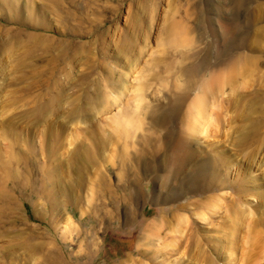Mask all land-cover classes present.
Here are the masks:
<instances>
[{"label": "rangeland", "instance_id": "374dc122", "mask_svg": "<svg viewBox=\"0 0 264 264\" xmlns=\"http://www.w3.org/2000/svg\"><path fill=\"white\" fill-rule=\"evenodd\" d=\"M237 1L0 0V264H134L127 261L129 256L140 260L135 264H226L227 254L217 257L225 249H232L236 264H264V126L242 139L237 130L245 114L230 104L239 95L249 99L264 96V0H243L240 8ZM171 20L188 27L191 48L176 49L169 44L166 27ZM129 33L138 37L140 54L123 111L134 106L140 84L145 85L149 110L157 106L164 109L177 91L176 82L184 81L179 77L181 71L203 66L199 84L191 87L192 99L202 81L228 69L227 62L237 56L252 60L253 72L242 75L241 65L235 66L238 71L233 84L210 98L213 119L219 122L212 129L215 135L199 137L200 143H193L209 166L210 161H219V149L232 161L231 167L217 163L224 186H216L203 198L184 191L177 202H162L166 191L161 177L168 175L171 149L185 132L187 107L180 116L173 115L167 125L152 126L149 114H145L146 127L131 131L129 138L105 126L107 137L114 136L113 143L109 141L99 157L89 142L91 131L98 129V122L107 123L108 117L119 111L115 107L107 108L92 124H69L61 139L62 124L85 103L83 89L99 84L103 95H108L107 70L116 80L128 72L123 68L124 60L117 62L114 56L132 36ZM61 89L64 100L45 110L41 120L36 116L37 107L58 93L60 96ZM250 114L247 111L253 125L264 124V112ZM125 146L129 148L127 163L122 157ZM79 157L84 160L83 169ZM192 169L186 168L187 173ZM128 174L140 178L129 184L120 178ZM52 176L59 183L52 182ZM243 177L253 181L249 194L239 198ZM105 181L116 190L114 199L111 190L101 186ZM67 187H71L70 196L59 197ZM3 189L8 198L2 195ZM131 191L139 200L133 208L134 218L125 220V197ZM59 201L66 217L74 221L75 231H68L66 238L59 233L64 230L59 213L52 217ZM217 201L222 206L211 218V204ZM183 203H190L189 207L176 211ZM96 206L99 213H90ZM234 209L236 213L247 211L251 217L234 223ZM82 210L88 213L82 216ZM107 211H112L113 218L104 219ZM201 213L206 221L195 216ZM182 216L186 221H181ZM149 222H154L155 228L150 247L140 248L139 240L145 237ZM233 223L240 225L230 227ZM254 231L260 241L253 240ZM93 239L98 248L89 257L87 244ZM31 243L37 244L34 251ZM143 250L147 257L140 255Z\"/></svg>", "mask_w": 264, "mask_h": 264}, {"label": "bare ground", "instance_id": "6f19581e", "mask_svg": "<svg viewBox=\"0 0 264 264\" xmlns=\"http://www.w3.org/2000/svg\"><path fill=\"white\" fill-rule=\"evenodd\" d=\"M244 3H245V1H244ZM244 3H243V0H238L237 6H239V8H240V6H242ZM141 18H140V20H141ZM138 31H140V29ZM166 31L169 34L167 39L169 40V44L172 47H174L176 49L177 48L178 49H180V48L181 49H189L193 46L192 45V39H191L190 33H189V29L182 22H178L176 20H171L170 22H168V25L166 27ZM129 34H132V36L130 35L129 38H127L126 43L124 45H122L121 48H119V51L117 52L116 56H114L115 59L117 60V62L122 63V61L124 60L125 65L123 66V68L126 69V71H128L129 73L128 72L123 73L116 80L114 78L113 74L112 75L110 74V73H112V71H109L106 68L104 69V71L107 70V74H108L106 77V81H107L106 82V84H107L106 90L107 91L110 90L108 95H103L104 89L99 84L96 85L94 83L93 84L91 83L90 85H88L87 89H83V90H85L83 93L86 94L85 103L84 104L79 103L80 106L78 105L79 107H77V109L74 112H72V114L69 116L68 122H66V124H62L63 130L61 131V139L64 138L65 134L69 130L70 125H73L76 122L78 124H82V123H85L86 125L92 124V123H94L95 118L97 121L100 119V117H99L100 114H102L104 111L106 112L107 108L111 109V107L112 108L115 107L119 111L117 110L118 112L116 114H113L111 117H108L107 123H105L106 125L98 122L97 127L99 130L97 128H95V129H92V131H91V137H90L89 142L95 148V151L93 153H95L99 157L101 155V153H103L102 151L109 144L108 142L110 141V143H111L113 141V137H114V136L107 137V134H106L107 130H105V126H109L111 128V130L114 131L115 134L119 132L118 135H122V136L127 135L126 137L129 138L131 131H134L136 133V132L143 130L146 127L145 126V120H146L145 118H147V116L145 117L144 116L145 114L146 115L149 114L151 122H152V126L155 124L156 125L157 124L167 125L173 118H175L174 116H176V115L180 116L182 114L183 109L187 107L186 119L184 122L185 123V130L184 131L185 132L183 133V131H182V135H181L179 141L171 149L172 153L170 155L171 158H170V164H169V165H171V169H170V171H168V175L161 177L162 181L160 180L161 178L159 179L162 182L163 189L166 191L164 196H162L163 197L162 202H163V204H167V203H171V202H177V200H179V198L181 197V193L185 194L184 191H186L190 194H194L195 197L204 196L205 193L212 192L213 190H215L216 186H221V184H222L219 169H217V167H218L217 163L222 161L223 163H226L229 167H231L232 161H231V159H229L225 156V153L223 152V150L219 149L218 150L219 161H217V160L210 161L211 165L209 166L208 161L204 160L202 158V154L193 148L194 147L193 143L194 142L200 143L201 138H199V137L206 136L207 138L208 137L210 138L211 136L215 135V134L212 135L213 132L216 133L212 129L213 128L216 129L215 126L216 127L218 126L217 125L218 120L213 119L214 118L213 117V111H214L213 107L214 106L211 105L210 98L214 97L215 94H218V92L220 90H222L223 88H225L226 86L233 84L234 76L238 71V68H236L235 66L241 65V67H239V70L241 71L242 75H247L250 72H253L254 71V65H252V60L250 59V57L237 56L236 59H232L231 61L227 62L226 66L228 67V69H224L223 71H220L219 73L211 75V77L209 79L202 81L200 86H199V89H198L199 93L197 94V96H195L192 99H190L191 87L194 86L195 83H197V82L199 84V82H200L199 76H200V72H201L200 68H202L203 66L197 65L196 67L188 68L187 70H185V72L181 71V74L179 75V77L181 79H184V81L182 84H180L179 82L178 83L176 82L175 88L177 89V91L171 98L168 99V102L165 105L164 109L163 108L158 109V106H157V108H153L151 106L152 109L149 110V106L146 105V103H147L146 97L144 96L145 85L140 84L135 91L136 96H134L133 101H132L134 106L133 107L128 106V107H126V110L123 111L122 110V106L124 104L123 100H124V98L126 99L131 93L129 79H130V77H133L134 70H135L134 65H135L137 59L139 58L138 54H140L138 52L139 46H137L138 45V39H137L138 37H135V34L133 35V33H129ZM138 34L136 33V35H138ZM250 41H251V39L248 40V42H250ZM161 43H162L161 45H163V47H164L165 41H162ZM140 50H142V49H140ZM206 63H205V65H206ZM242 63H244V64H242ZM224 64H226V63H224ZM0 89H2V88H0ZM94 89H95V91H94L93 95H91L90 91H92ZM63 91H64L63 89L60 90V96L58 93V96L55 97V95H54V97L52 99L48 100L46 103L40 104L36 109V114H37L36 116H38L42 120L45 116L44 115L45 110L48 111V109H50L51 107L59 106V102L61 103L64 100L62 98V94H64ZM260 95L261 96L258 98L257 97H254V98L251 97L250 99L248 97H246V95H239L236 97V100L230 101V104L233 106V108L234 107L237 108L238 111H240V108H242V112H243V114H245L243 116L244 123L240 124L238 130L236 129L237 134H240L242 139L252 137L254 135V133L256 132V130H259L260 127L264 126L263 122H259L256 125H253V121H251L250 117H248V115H247V111H251L250 116L253 114H258L259 112H261V113L264 112V96H263V94H260ZM214 98H212V99H214ZM212 109H213V111H212ZM218 117L219 116H217V118ZM54 122H56V120ZM54 125L55 124H52V126L51 125L50 126L54 128ZM71 134H72V132H70V135ZM122 136H120V137H122ZM70 143L72 145V142H70ZM203 143H204V140H203ZM163 146H164V144H163ZM60 147H61V145H60ZM158 151H160V150H158ZM128 153H129V148L127 146H125L123 148V153H122L123 161H125V163L130 161L129 160L130 157L128 156ZM61 160H62V158L59 159V168H62V164L60 163ZM77 161L79 163H81V168L83 169L85 166V164L83 165L84 160L81 157H79L77 159ZM55 164H56L55 169L58 171L57 161L55 162ZM212 165L215 166L214 169H211ZM189 167L194 168V169H192L193 170L192 173H187L186 168H189ZM75 174L77 175V171H75ZM120 178H122V179L126 178L129 182V184H131L134 181L139 180L140 177L137 174H134L132 176L128 174L126 176L120 175ZM181 178H182V180H181ZM51 180L55 184H56V182L59 183L58 180L55 181L54 176H52ZM180 181H181V184L179 183ZM184 181L188 182L189 184L186 185ZM251 181H253L251 178H247V179H246V177L242 178V182L244 184L242 185V187H240V190H239L240 193L238 194L239 198L243 194H249V191L251 190V189H249V184L251 183ZM179 184H180V187H179ZM101 186L102 187L105 186V188L109 189V191L111 190L110 191L111 192L110 193L111 199H114V195L116 194V190L113 191L114 189H110L111 186L106 185V181L104 184H101ZM222 186H224V185L222 184ZM70 193H71V187L62 188L59 197L61 195L70 196ZM8 194L9 193L5 189L2 190V195L5 198H8ZM125 198H126L125 202H126L127 207H128L127 211H126V219L125 220H132L134 218L133 216L135 214V211L133 210V208H137V204H138L139 199L137 196H135L132 193V191L129 192L128 194H126ZM201 198H203V197H201ZM56 201H54V202H56ZM143 202H144V200H143ZM7 203H9V202H7ZM62 203L63 202L59 201V203L55 204L57 206L54 205L53 210H52V212H53L52 217H56L55 216L56 213L57 214L59 213V224L64 225V226H62L64 228V230L60 231L59 233L63 238L64 237L66 238L65 234L68 231H72V232L75 231V227H73L74 221H72V219H70L69 217H66L65 212L63 211L64 208H63ZM190 203L178 204L175 207L176 211L186 210L189 207ZM101 206L106 207L102 204H101ZM219 206H222L221 201H217L215 204L214 203L211 204V212H212V213L210 212L211 218H213L219 214L218 209L221 208ZM7 207H9V205H7ZM234 212H235V209H234ZM234 212H233V214H231L234 216V223L239 222L240 220L243 223V219H248L251 217V213H249L247 211L246 212L243 211L242 213H238V212L234 213ZM87 213H88V211L82 210V216H84ZM90 213L95 214V215L97 213H99L98 206L93 208L90 211ZM106 213L107 214L104 216V219L106 216H109L108 218H110V217L113 218L112 217L113 216L112 211H107ZM164 214L165 213H163V215H162V219H163V216H165ZM195 216L198 217L201 221H206V216L202 213L200 215H195ZM182 217H183V219L181 218V221L182 222L186 221L187 218L185 216H182ZM98 219H99V216H98ZM162 219H161V221H162ZM241 221L239 223H241ZM154 222L147 223V227H146L147 229L145 230L146 231L145 237L142 239V241L139 240L138 245L140 248H149L150 247L149 241H150V238L152 236L151 233L155 230V228L153 226ZM129 223H130V221H129ZM234 223H233V226H230V227H234L235 225H240V224L234 225ZM99 224H101V222ZM103 225H104V223H103ZM234 228H236V226ZM228 230H230V229L228 228ZM235 231H236V229L235 230L233 229L231 232H235ZM235 233H233V234H235ZM257 233H258L257 231H254L253 240H255L256 238L258 239ZM229 236H231V235H229ZM93 237H94V235H93ZM94 239H93V241H91V243L87 244L86 255L89 257L92 254H95L96 247L98 246V244H97L98 242H96L97 240H94ZM172 245L175 248L176 245H174V243ZM172 245H170V246H172ZM36 246H37V244L35 246L32 244L33 251L35 249H37ZM170 246H168L169 249H172V247L170 248ZM233 247H235L234 244H233ZM233 247H229L228 249H231ZM225 250L226 251H221L220 253H218V255H217L218 259H221L220 256L224 257L225 254H227L226 260L228 259V263H226V264H236V262H235L236 260L235 259L232 260L233 257H231V255L234 254V253H232V249H231V251H228L227 249H225ZM173 251H176V250H173ZM173 251H169L168 253H171ZM139 252H140V255L143 257L144 256L147 257V255H148L147 254L148 252L145 250L139 251ZM175 253H177V252H175ZM32 256L29 254L30 260L31 259L34 260L32 258ZM202 257H203V255H200V258H202ZM127 261L133 262L134 264L140 262V260H138L137 258H134L132 256L131 257L129 256ZM210 261H211V259H210ZM141 263L143 264L142 261H141ZM49 264H57V263L49 262ZM123 264H126V263H123Z\"/></svg>", "mask_w": 264, "mask_h": 264}]
</instances>
